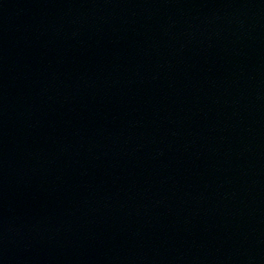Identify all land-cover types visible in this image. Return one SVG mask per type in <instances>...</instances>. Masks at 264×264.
Masks as SVG:
<instances>
[{
  "label": "water",
  "instance_id": "95a60500",
  "mask_svg": "<svg viewBox=\"0 0 264 264\" xmlns=\"http://www.w3.org/2000/svg\"><path fill=\"white\" fill-rule=\"evenodd\" d=\"M0 264H264V169L129 0H0Z\"/></svg>",
  "mask_w": 264,
  "mask_h": 264
}]
</instances>
